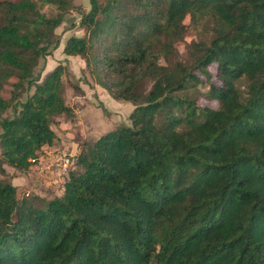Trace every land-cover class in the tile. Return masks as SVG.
<instances>
[{"label":"trees","instance_id":"obj_1","mask_svg":"<svg viewBox=\"0 0 264 264\" xmlns=\"http://www.w3.org/2000/svg\"><path fill=\"white\" fill-rule=\"evenodd\" d=\"M72 7L0 0V175L73 119L64 65L34 74ZM78 28L61 52L128 123L77 146L51 198L0 177V264H264V0H88Z\"/></svg>","mask_w":264,"mask_h":264},{"label":"rangeland","instance_id":"obj_2","mask_svg":"<svg viewBox=\"0 0 264 264\" xmlns=\"http://www.w3.org/2000/svg\"><path fill=\"white\" fill-rule=\"evenodd\" d=\"M72 3L73 7L65 14L64 21L54 29V33L59 38L58 47L51 52V55L40 59L34 69V74H43L57 62L64 65L65 70L61 76V95L64 102L72 108L74 114L72 120L66 119L63 115L57 118L52 129L59 135L51 148L60 150L65 147L70 152L77 151V146L84 141H93L120 124H127V115L132 109L130 102L110 98L100 86L93 83L81 58L66 56L61 52L65 38L69 35L78 36L81 34L78 28L79 13L88 8V0H72ZM42 10L47 11L48 8L44 6ZM194 39V35L188 30L183 42L175 44L179 55L185 60L188 59V55L184 44ZM9 89V86H4L1 96L8 97ZM10 114L11 110H7L3 115L9 116ZM36 163L37 160H33L24 173L12 172L10 167L3 165L6 173L0 177H4V180L14 185L17 191H25L30 195L51 198L59 194L62 190L61 184L55 183L53 180L49 181L46 176L40 173Z\"/></svg>","mask_w":264,"mask_h":264},{"label":"built area","instance_id":"obj_3","mask_svg":"<svg viewBox=\"0 0 264 264\" xmlns=\"http://www.w3.org/2000/svg\"><path fill=\"white\" fill-rule=\"evenodd\" d=\"M79 113L78 111H74ZM77 151L70 152L67 148L55 150L51 147H44L41 153L33 160H37L38 170L49 181L61 184V189L68 175V171L72 168V162ZM58 184V185H59Z\"/></svg>","mask_w":264,"mask_h":264},{"label":"crops","instance_id":"obj_4","mask_svg":"<svg viewBox=\"0 0 264 264\" xmlns=\"http://www.w3.org/2000/svg\"><path fill=\"white\" fill-rule=\"evenodd\" d=\"M62 47V46H61ZM106 97V96H105ZM57 136L59 135V134H57V133H55ZM45 147V146H44ZM44 147H42V148H44ZM63 148H65V147H63Z\"/></svg>","mask_w":264,"mask_h":264}]
</instances>
